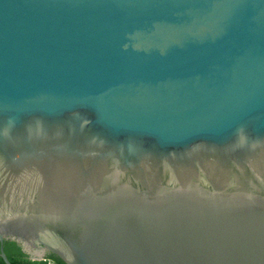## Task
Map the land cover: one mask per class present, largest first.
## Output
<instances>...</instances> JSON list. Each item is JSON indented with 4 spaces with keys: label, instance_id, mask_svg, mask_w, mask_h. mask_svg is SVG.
<instances>
[{
    "label": "water",
    "instance_id": "95a60500",
    "mask_svg": "<svg viewBox=\"0 0 264 264\" xmlns=\"http://www.w3.org/2000/svg\"><path fill=\"white\" fill-rule=\"evenodd\" d=\"M264 264V0H0V258Z\"/></svg>",
    "mask_w": 264,
    "mask_h": 264
},
{
    "label": "trees",
    "instance_id": "16d2710c",
    "mask_svg": "<svg viewBox=\"0 0 264 264\" xmlns=\"http://www.w3.org/2000/svg\"><path fill=\"white\" fill-rule=\"evenodd\" d=\"M3 246L5 254L12 264H65L60 258L52 254L47 257L46 261H32L14 241H5ZM0 264H5L2 258H0Z\"/></svg>",
    "mask_w": 264,
    "mask_h": 264
},
{
    "label": "flooded vegetation",
    "instance_id": "af4514ba",
    "mask_svg": "<svg viewBox=\"0 0 264 264\" xmlns=\"http://www.w3.org/2000/svg\"><path fill=\"white\" fill-rule=\"evenodd\" d=\"M28 259H30V257H28ZM31 260V259H30ZM46 261V260H45Z\"/></svg>",
    "mask_w": 264,
    "mask_h": 264
}]
</instances>
